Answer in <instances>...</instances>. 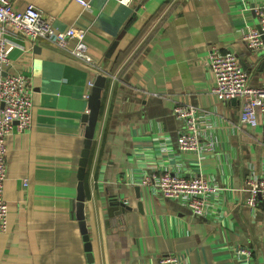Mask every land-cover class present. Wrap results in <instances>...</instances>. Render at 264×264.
Masks as SVG:
<instances>
[{"label": "crops", "instance_id": "obj_1", "mask_svg": "<svg viewBox=\"0 0 264 264\" xmlns=\"http://www.w3.org/2000/svg\"><path fill=\"white\" fill-rule=\"evenodd\" d=\"M86 1L12 3L35 4L58 30L85 28L91 54L117 74L102 90L84 176L93 264H159L166 253L181 254L183 264H264V204L249 206L243 190L248 178L264 177V125L239 124L240 102L213 93L206 64L215 45L240 58L251 84L264 83V50L257 55L244 39L259 26L254 7L264 0ZM8 31L16 44L8 73L31 79L33 121L24 131L14 125L8 139L11 226L0 234V264H91L74 204L94 72L49 39ZM176 103L202 113L197 152L178 146ZM164 171L201 173L215 184L207 212L141 183ZM114 198L126 207L110 209ZM239 246L251 257L237 254Z\"/></svg>", "mask_w": 264, "mask_h": 264}, {"label": "built area", "instance_id": "obj_2", "mask_svg": "<svg viewBox=\"0 0 264 264\" xmlns=\"http://www.w3.org/2000/svg\"><path fill=\"white\" fill-rule=\"evenodd\" d=\"M77 1L86 7L89 6L86 0ZM119 1L130 4L132 0ZM254 11L259 26H249L244 39L248 47L259 55L264 50V2L256 5ZM9 26L13 28L14 34L33 41L49 39L75 60L89 65L94 75L89 81L90 91L86 94L88 99L98 75L117 78L116 73L101 66L89 51L85 42V28L69 26L65 30H58L44 11L35 4L30 3L23 10H17L12 0H0V234L7 233L11 226L8 219L9 204L5 197L8 139L14 125L18 130L24 131L31 127L33 121L31 79L24 74L8 73L11 65L10 53L16 46L8 37ZM206 64L215 79L213 93L220 100L236 99L240 102L239 124L264 125V83L251 84L250 74L240 58L233 52H221L215 45L207 54ZM257 64L254 65L255 68ZM174 113L183 122L178 136L180 150L199 151L202 113L197 107L187 103H176ZM141 183L157 188L163 198L184 199L196 214L207 212V196L217 189V186L201 173L187 177L173 171H164L144 176ZM243 190L248 193L246 204L258 207L261 201L264 202V177L248 178ZM236 253L250 258L252 251L250 248L239 246ZM158 261L159 264H183L184 257L178 253H166L160 255Z\"/></svg>", "mask_w": 264, "mask_h": 264}, {"label": "water", "instance_id": "obj_3", "mask_svg": "<svg viewBox=\"0 0 264 264\" xmlns=\"http://www.w3.org/2000/svg\"><path fill=\"white\" fill-rule=\"evenodd\" d=\"M264 69V63L261 66V70ZM107 77L100 74L95 79V85L91 89V96L89 98V112L84 115V120L86 123L85 128V139H84V147L81 152V158H80V172H79V183H78V194L77 198L74 204V211L76 212L77 218L79 220V224L81 227V231L84 234L85 239V248L87 251V257L88 261L93 264V252L91 247V242L89 240L86 220H85V212H84V206H85V200H86V192H85V185H84V176H85V170L88 164V159L90 155V150L92 147L95 130L97 126V122L100 115V109H101V101H102V90L105 87ZM236 100V99H232ZM237 101V100H236ZM261 203L264 204L263 201ZM110 209L117 210L119 209V206L122 208L126 207V205L123 202H120L117 198L112 199L110 202Z\"/></svg>", "mask_w": 264, "mask_h": 264}, {"label": "trees", "instance_id": "obj_4", "mask_svg": "<svg viewBox=\"0 0 264 264\" xmlns=\"http://www.w3.org/2000/svg\"><path fill=\"white\" fill-rule=\"evenodd\" d=\"M149 24H150V21L144 26V28L142 29V31L140 32V34L137 36L136 41H135V43H134L133 46H135V44L137 43L138 39H140V37H142V35H143L144 32L146 31V29H147V27L149 26ZM133 46H131V47H130L126 52H124V53L127 54ZM117 64H118V63H117ZM113 73H114V72H113Z\"/></svg>", "mask_w": 264, "mask_h": 264}]
</instances>
